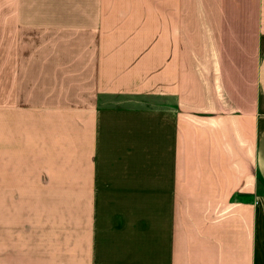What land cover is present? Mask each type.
Wrapping results in <instances>:
<instances>
[{
    "label": "crops",
    "instance_id": "obj_1",
    "mask_svg": "<svg viewBox=\"0 0 264 264\" xmlns=\"http://www.w3.org/2000/svg\"><path fill=\"white\" fill-rule=\"evenodd\" d=\"M0 264H264V0H0Z\"/></svg>",
    "mask_w": 264,
    "mask_h": 264
},
{
    "label": "rangeland",
    "instance_id": "obj_2",
    "mask_svg": "<svg viewBox=\"0 0 264 264\" xmlns=\"http://www.w3.org/2000/svg\"><path fill=\"white\" fill-rule=\"evenodd\" d=\"M0 151H1V144H0ZM0 166H1V160H0Z\"/></svg>",
    "mask_w": 264,
    "mask_h": 264
}]
</instances>
